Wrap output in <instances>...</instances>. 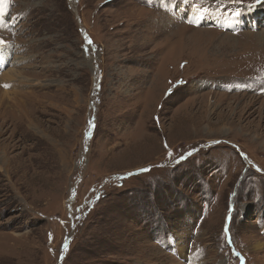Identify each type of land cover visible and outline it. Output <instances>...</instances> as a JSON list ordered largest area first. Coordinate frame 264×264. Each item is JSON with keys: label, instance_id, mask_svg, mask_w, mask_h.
I'll use <instances>...</instances> for the list:
<instances>
[{"label": "rangeland", "instance_id": "obj_1", "mask_svg": "<svg viewBox=\"0 0 264 264\" xmlns=\"http://www.w3.org/2000/svg\"><path fill=\"white\" fill-rule=\"evenodd\" d=\"M0 13V264H264V0Z\"/></svg>", "mask_w": 264, "mask_h": 264}, {"label": "snow or ice", "instance_id": "obj_2", "mask_svg": "<svg viewBox=\"0 0 264 264\" xmlns=\"http://www.w3.org/2000/svg\"><path fill=\"white\" fill-rule=\"evenodd\" d=\"M0 3H6V0H0ZM0 16H2V13H0ZM89 43H91V41H89ZM4 87H9V85H4Z\"/></svg>", "mask_w": 264, "mask_h": 264}]
</instances>
